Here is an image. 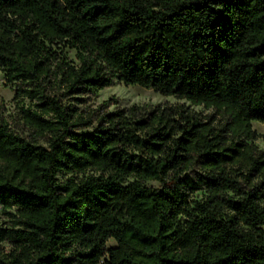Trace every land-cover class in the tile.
<instances>
[{
  "label": "trees",
  "instance_id": "16d2710c",
  "mask_svg": "<svg viewBox=\"0 0 264 264\" xmlns=\"http://www.w3.org/2000/svg\"><path fill=\"white\" fill-rule=\"evenodd\" d=\"M0 71V264H264V0H0Z\"/></svg>",
  "mask_w": 264,
  "mask_h": 264
},
{
  "label": "rangeland",
  "instance_id": "374dc122",
  "mask_svg": "<svg viewBox=\"0 0 264 264\" xmlns=\"http://www.w3.org/2000/svg\"><path fill=\"white\" fill-rule=\"evenodd\" d=\"M65 54L71 60L75 61L74 50L66 48ZM13 96L14 91L12 86L5 83L3 73L0 71V115L8 120L10 126L16 132L22 135H29L30 131L23 126L17 116L18 108ZM85 99L84 105H78L79 109H82L83 106L96 108L102 104H106L108 110H113L116 107H127L133 104L149 106L182 104L190 111L199 113L201 116L212 115L217 118L219 116L213 108H205L202 105H192L185 100L176 99L173 96L160 95L151 89H145L137 85H125L122 82H115L113 85L103 88L96 93L87 94ZM63 101L68 103L69 99L65 98ZM251 125L258 135L264 134V127L260 122L252 121ZM255 145L258 149L264 150V141L262 137H259L255 141ZM153 184L155 183L153 182ZM0 220L5 221L6 219L0 216ZM113 245H115L113 239H109L106 243V247H111ZM5 249L9 251V246L5 245Z\"/></svg>",
  "mask_w": 264,
  "mask_h": 264
}]
</instances>
